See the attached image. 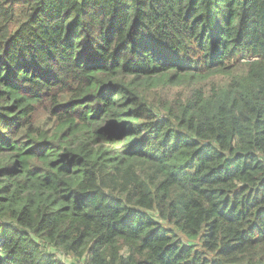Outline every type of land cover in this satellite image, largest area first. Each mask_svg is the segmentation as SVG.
Returning <instances> with one entry per match:
<instances>
[{"label": "trees", "instance_id": "trees-1", "mask_svg": "<svg viewBox=\"0 0 264 264\" xmlns=\"http://www.w3.org/2000/svg\"><path fill=\"white\" fill-rule=\"evenodd\" d=\"M59 255L264 264V0H0V264Z\"/></svg>", "mask_w": 264, "mask_h": 264}, {"label": "rangeland", "instance_id": "rangeland-1", "mask_svg": "<svg viewBox=\"0 0 264 264\" xmlns=\"http://www.w3.org/2000/svg\"><path fill=\"white\" fill-rule=\"evenodd\" d=\"M181 90H182V88L181 87H172V88H169V89H166L165 91H164V95L166 96V97H169V98H171L170 100H172V99H174L180 92H181ZM164 99H167V98H164ZM61 258H63V261H65L66 262V264H84L82 261H80V262H74L73 260H74V258L73 257H68V258H65V257H63V256H61V255H59Z\"/></svg>", "mask_w": 264, "mask_h": 264}]
</instances>
